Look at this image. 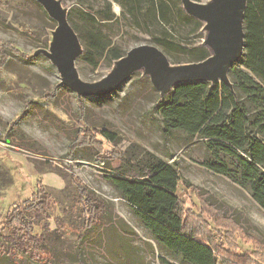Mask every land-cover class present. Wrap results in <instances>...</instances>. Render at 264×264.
I'll return each mask as SVG.
<instances>
[{
    "label": "trees",
    "instance_id": "1",
    "mask_svg": "<svg viewBox=\"0 0 264 264\" xmlns=\"http://www.w3.org/2000/svg\"><path fill=\"white\" fill-rule=\"evenodd\" d=\"M29 1L43 9L36 0H25V5ZM101 1L97 10L94 7L84 10L82 1L78 9L68 10V22L83 47L77 64L94 69L104 61L112 67L126 55L128 51L114 43L108 33L111 30L117 35L114 27L121 17H128L131 27L151 36V44L173 65L183 62L179 57L193 63L211 56L209 48L202 44H184L192 34L201 33L203 24L185 13L180 0ZM113 3L121 7L120 17L113 13ZM75 16L80 19L75 20ZM244 25V55L229 73L232 88L225 83L181 84L160 97L153 111L159 115L165 140L183 133L186 144L201 141L211 155L201 165L246 189L264 210V0H248ZM55 28L56 24L46 31ZM49 43L48 35L39 49L48 50ZM14 59L36 61V57H30L13 42H0V70L8 69ZM49 88L46 98L51 102H56L66 90L59 84ZM70 99L83 124L68 156L75 159L74 154L81 150L93 151L95 158L106 161L111 169V162L120 161V166L112 169L116 173L106 179L119 192L138 226L149 234L151 243L145 244L159 251L160 264H227L229 261L219 260L220 240L213 235L203 238L194 227H188L178 195L183 179L177 164L166 163L143 150L107 154L96 135L113 145L118 144V137L88 126L87 99L76 95ZM31 110L32 103L28 102L21 118L12 124V130L18 131L20 120ZM71 167L68 171L54 169L69 192L61 199L57 200L39 181L21 205L5 216L0 213V261L89 264L85 258L88 242L105 247L118 259L132 261L141 257L140 248H133L131 239L125 235L136 234L127 220L116 213L112 204L96 196L71 172ZM69 236L75 237L73 248L66 244ZM241 239L236 242L239 244ZM229 264H264V258L257 261L245 254Z\"/></svg>",
    "mask_w": 264,
    "mask_h": 264
},
{
    "label": "rangeland",
    "instance_id": "2",
    "mask_svg": "<svg viewBox=\"0 0 264 264\" xmlns=\"http://www.w3.org/2000/svg\"><path fill=\"white\" fill-rule=\"evenodd\" d=\"M56 1L64 10L70 7L78 9L81 1L84 10L89 7L97 10L102 6L101 0ZM193 1L206 5L212 0ZM25 4V0H0V42H13L30 57H36L34 63L14 59L8 69L0 70V213L5 216L15 206L21 205L32 195L39 181L57 200L61 199L69 192L65 181L54 169L68 171L72 166L71 172L127 220L136 234L125 235L131 239L133 248H140V256L143 257L132 261L118 259L105 247L88 242L85 258L89 264H160L159 251L155 246L152 250L145 244L151 243L149 234L138 226L119 192L106 179V176L116 173L112 169L120 166V161L111 162V169L106 161L95 158L93 151L81 150L74 154L75 159L68 156L82 123V117L74 111L70 99L76 94L66 87L56 102L46 98L49 87L60 84L61 79L57 67L40 53L43 49H39L44 46L48 35L50 41L53 39V30L47 32L46 28L56 22L36 3L29 1ZM180 6L183 8L182 0ZM121 11V7L113 3V13L120 17ZM78 19L75 16V20ZM114 29L117 35H113L111 30L108 33L113 36V42L125 51L152 43L151 36L131 27L128 17H121ZM208 36L209 31L202 29L198 36L192 34L185 39L184 44L204 46ZM179 58L183 62L175 67L188 64L186 58ZM114 65L109 67L102 61L94 69L82 63L76 67L82 81L94 84L107 79ZM159 99L160 93L150 83L145 71L138 70L108 99L86 100V123L91 129L111 132L118 137V144L113 145L96 135L107 154L143 150L166 163L177 164L183 179L178 195L187 215L188 227H194L203 238L213 235L220 240V262L229 261V264L232 259L245 254L262 261L264 210L246 189L201 165L211 157L201 141L186 144L183 133L167 140L163 138L159 115L153 111ZM28 102L32 103L31 112L20 120L19 132L12 130V124L21 118ZM236 239H241L239 244ZM66 244L73 248L75 237L69 236ZM0 264L12 263L3 259ZM22 264L33 263L27 261Z\"/></svg>",
    "mask_w": 264,
    "mask_h": 264
},
{
    "label": "water",
    "instance_id": "3",
    "mask_svg": "<svg viewBox=\"0 0 264 264\" xmlns=\"http://www.w3.org/2000/svg\"><path fill=\"white\" fill-rule=\"evenodd\" d=\"M36 1L56 22L50 48L40 53L57 67L61 79L59 85L68 87L78 98L94 100L109 97L142 69L161 98L181 84L194 82L225 83L232 88L229 73L244 55V19L248 0H212L206 5L182 0L185 13L201 22L204 31H209L208 45H204L211 50L207 60L175 67L157 46L138 45L114 63L112 74L107 79L88 84L77 72L76 65L83 47L68 22V10H64L56 0Z\"/></svg>",
    "mask_w": 264,
    "mask_h": 264
}]
</instances>
